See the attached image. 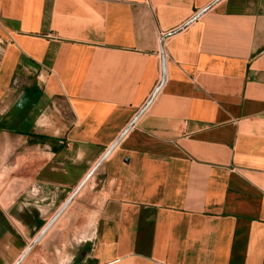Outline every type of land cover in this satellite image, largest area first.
<instances>
[{
	"label": "crops",
	"instance_id": "obj_1",
	"mask_svg": "<svg viewBox=\"0 0 264 264\" xmlns=\"http://www.w3.org/2000/svg\"><path fill=\"white\" fill-rule=\"evenodd\" d=\"M215 1L0 0V264L156 90L21 264H264V0Z\"/></svg>",
	"mask_w": 264,
	"mask_h": 264
},
{
	"label": "water",
	"instance_id": "obj_2",
	"mask_svg": "<svg viewBox=\"0 0 264 264\" xmlns=\"http://www.w3.org/2000/svg\"><path fill=\"white\" fill-rule=\"evenodd\" d=\"M221 0H216L211 6L205 8L202 10L195 18L194 21L203 16L207 11H209L212 6H214L216 3H218ZM158 90H156L153 95L151 96L150 100L147 102L146 106L139 112L137 117L131 122V124L128 126V128L125 129V131L120 135V137L110 146V148L105 152L103 157L98 161V163L95 165V167L90 171V173L87 175V177L77 186L75 191L72 193V195L63 203V205L60 207V209L54 214V216L50 219V221L41 229L39 234L34 239L31 246L28 248V250L17 260L15 264H21L23 260L26 258V256L29 254V252L38 244L41 242V240L45 237V235L49 232V230L52 228V226L56 223V221L62 216V214L67 210V208L71 205L75 197L80 193V191L85 187V185L89 182V180L93 177L97 169L102 165V163L110 156V154L115 150V148L119 145V143L122 141V139L126 136V134L130 131V129L135 125V123L139 120V118L143 115L147 107L150 105V103L153 101L157 94Z\"/></svg>",
	"mask_w": 264,
	"mask_h": 264
},
{
	"label": "rangeland",
	"instance_id": "obj_3",
	"mask_svg": "<svg viewBox=\"0 0 264 264\" xmlns=\"http://www.w3.org/2000/svg\"><path fill=\"white\" fill-rule=\"evenodd\" d=\"M22 151L23 150H18L17 152H15V150L12 152V153H10V155H9V161L11 162V163H14L15 161H16V157H18V156H20V155H22ZM0 171H4V170H0ZM0 180H1V178H0ZM7 187H5V186H1L0 185V190L1 189H6ZM0 222H1V217H0ZM19 228H24L23 227V225H21V224H18L17 225ZM40 227H42V226H40ZM44 227V226H43ZM38 228H39V226H38ZM37 228V229H38ZM37 233H39V232H37V230H34V231H32V230H30V234H26V243L27 242H29V241H31L32 240V238L34 239V237H35V235H37Z\"/></svg>",
	"mask_w": 264,
	"mask_h": 264
},
{
	"label": "built area",
	"instance_id": "obj_4",
	"mask_svg": "<svg viewBox=\"0 0 264 264\" xmlns=\"http://www.w3.org/2000/svg\"><path fill=\"white\" fill-rule=\"evenodd\" d=\"M10 41L11 42H14V40H13V38H11V36H10ZM4 43H5V41H3L2 39H0V44L3 45Z\"/></svg>",
	"mask_w": 264,
	"mask_h": 264
}]
</instances>
